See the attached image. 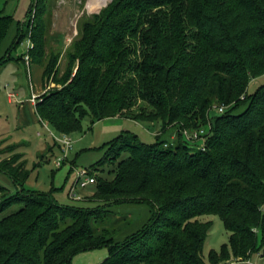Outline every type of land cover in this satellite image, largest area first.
Returning <instances> with one entry per match:
<instances>
[{"label": "trees", "instance_id": "trees-1", "mask_svg": "<svg viewBox=\"0 0 264 264\" xmlns=\"http://www.w3.org/2000/svg\"><path fill=\"white\" fill-rule=\"evenodd\" d=\"M43 1L23 22L0 15V67L29 36L31 54L44 48L46 23L32 18L43 16ZM72 47L56 79L65 84L36 104L41 120L69 133L85 118L123 116L160 124L157 139L148 144L125 131L100 147L92 208L26 188L23 166L6 171L17 191L0 183V264H71L103 246L110 252L100 264H219L259 251L264 83L253 93L248 87L264 75V0H112ZM201 129L209 133L205 146L185 134ZM124 203L150 209L128 234L115 208ZM209 214L224 220L230 238L206 259L211 222L201 216Z\"/></svg>", "mask_w": 264, "mask_h": 264}, {"label": "rangeland", "instance_id": "rangeland-1", "mask_svg": "<svg viewBox=\"0 0 264 264\" xmlns=\"http://www.w3.org/2000/svg\"><path fill=\"white\" fill-rule=\"evenodd\" d=\"M38 1L0 0V15H11L23 22L31 6ZM111 1H43V16L36 18L34 12L32 18L36 22L40 18L46 23L44 48L41 52L40 49H35V55L29 52L31 60L27 64V44L21 43L18 50L14 51L16 59L0 67V183L8 187L11 193H15L17 189L6 171L16 173L23 166L29 171L26 188L53 192L61 205L74 204L92 208L95 206L94 201L90 200L94 195L92 185L85 188L77 186V172L87 168L95 176L102 173L101 167H93L104 157L106 149L100 147L125 131L136 133L145 143L156 142L160 124L152 126L123 116L105 118L94 123L85 118L81 130L69 132L73 137L74 147L64 158L62 147L53 135L59 134L58 131L50 125L49 129L44 127L36 105L30 99L33 92L40 96L62 88L65 83L56 79L64 77L69 55L73 52L72 46L82 37L83 24L100 14ZM32 42L35 45L33 40ZM54 59L57 61L52 70L50 63ZM76 70L77 65L73 72ZM263 83L264 75L253 79L248 87L249 93L255 92ZM10 93H14V97L11 98ZM245 107L239 106L235 112H241ZM213 114H219L218 110L214 109ZM206 135H209L207 130L202 139L191 143L202 144L207 139ZM59 158L63 159L61 165L57 164ZM75 186L77 194L82 195L81 199L71 197ZM115 208L118 215L126 217L122 220L126 227L125 234L141 228L150 216L147 204L124 203ZM201 220L211 222L209 236L203 248V254L208 259L211 251L220 252L229 244L230 232L217 214L203 215ZM120 225L122 227L121 223ZM260 240L262 241V235ZM109 252L107 246L81 251L74 255L71 264H100L109 256ZM219 264H264V243L251 258L232 256Z\"/></svg>", "mask_w": 264, "mask_h": 264}, {"label": "built area", "instance_id": "built-area-1", "mask_svg": "<svg viewBox=\"0 0 264 264\" xmlns=\"http://www.w3.org/2000/svg\"><path fill=\"white\" fill-rule=\"evenodd\" d=\"M27 44V49H28V53L25 55V60L27 61V64H29L30 59V50L34 47V44L32 42L31 37L29 36L22 44ZM10 97H14V93H10ZM41 95H37L36 93L33 92L32 96H31V102L36 105L37 102L39 101ZM223 107L220 108V111H223ZM51 132V131H50ZM205 133V131L203 129L198 130V131H193V132H188L185 131L186 136L191 139V140H200L202 139V135ZM51 134H53L51 132ZM54 138L57 142H59V144L62 147L63 153H64V158L68 156V153L73 149L74 147V140L71 134L69 133H59V134H53ZM205 142L206 140L201 144V146H205ZM63 159L59 158L58 160V165H61ZM97 182V178L95 175H93L91 173V171L87 168L84 169H79L77 172V186L79 185L82 188L85 187H89L91 185H95ZM77 186L73 187L72 191H71V197L74 199H81L82 195H78L76 192Z\"/></svg>", "mask_w": 264, "mask_h": 264}, {"label": "crops", "instance_id": "crops-1", "mask_svg": "<svg viewBox=\"0 0 264 264\" xmlns=\"http://www.w3.org/2000/svg\"><path fill=\"white\" fill-rule=\"evenodd\" d=\"M40 121H42L41 118H40ZM42 122H44V127H46L47 129H49V128H48V125H49V124H48L47 122H45V121H42ZM49 131H50V130H49Z\"/></svg>", "mask_w": 264, "mask_h": 264}]
</instances>
